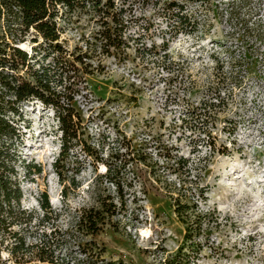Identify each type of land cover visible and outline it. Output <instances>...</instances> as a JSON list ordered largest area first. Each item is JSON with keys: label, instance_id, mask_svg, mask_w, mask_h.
<instances>
[{"label": "rangeland", "instance_id": "374dc122", "mask_svg": "<svg viewBox=\"0 0 264 264\" xmlns=\"http://www.w3.org/2000/svg\"><path fill=\"white\" fill-rule=\"evenodd\" d=\"M111 1L60 11L70 61H43L76 130L69 155L52 107L31 98L10 115L21 198L0 213V264L16 245L32 264L41 245L45 264H166L188 228L192 264H264V0ZM33 34L17 40L29 55ZM176 200L192 207L180 216ZM100 204L86 233L78 218Z\"/></svg>", "mask_w": 264, "mask_h": 264}, {"label": "trees", "instance_id": "16d2710c", "mask_svg": "<svg viewBox=\"0 0 264 264\" xmlns=\"http://www.w3.org/2000/svg\"><path fill=\"white\" fill-rule=\"evenodd\" d=\"M111 2V0H0V20L3 21H0V213L4 207L10 209L13 202L18 204L21 198L18 182L13 179L15 175L14 163L17 159L14 147L19 132L16 128L17 121L10 115L20 117L19 108L22 102L36 98L54 110L52 126L56 125L54 129L59 134L61 147L58 159L63 160L69 155L72 141L76 138V130L70 123L69 115L63 114L61 111L59 95L52 86L56 80V72H51V70L64 65L63 62L62 65H57L61 64L60 61H70L68 59L70 57L67 55L71 54H68L59 40L60 30L57 18L60 11L65 13L87 8L95 11H107L112 6ZM179 12L177 16H181L182 19L183 15H180ZM30 28L34 30L32 42H38L40 38L37 44L39 47H33L32 55H29L26 49L21 48L17 41L19 36H24ZM101 36L108 38L105 30L101 31ZM121 38L119 34V40L113 41L112 44L119 45ZM42 52L45 53L41 59H37ZM49 58L55 60L56 65L53 68L43 64V61ZM75 58L79 61L82 60L79 56ZM32 60L35 63L41 62L40 70L33 69ZM20 66L26 67L25 74L19 72ZM25 167L27 172L39 173L41 170V167L36 164L26 163ZM42 196V207L44 210H48L49 203L46 192H43ZM191 207L188 203L176 200L175 211L180 216ZM103 210V205L100 204L97 208L92 207L88 211L82 212L77 221L78 226L86 227V233H97L104 223ZM190 234L191 231L188 228L184 234L183 242L172 255L166 258V264L193 263L191 254L195 255L198 249L189 245L192 239ZM22 246L16 245L12 250L14 264H32L30 258L33 256V252L29 254L28 260L15 255L17 249ZM36 249L38 260L42 264H45L44 262L53 263L52 251L50 254H46L45 245L36 247ZM103 250L99 249L98 254ZM106 264L123 263L107 261Z\"/></svg>", "mask_w": 264, "mask_h": 264}, {"label": "clouds", "instance_id": "9594fccd", "mask_svg": "<svg viewBox=\"0 0 264 264\" xmlns=\"http://www.w3.org/2000/svg\"><path fill=\"white\" fill-rule=\"evenodd\" d=\"M145 236H147L149 233L147 232V231H145L144 233H143ZM6 255V254H5Z\"/></svg>", "mask_w": 264, "mask_h": 264}]
</instances>
